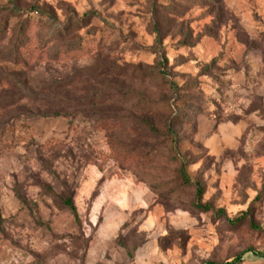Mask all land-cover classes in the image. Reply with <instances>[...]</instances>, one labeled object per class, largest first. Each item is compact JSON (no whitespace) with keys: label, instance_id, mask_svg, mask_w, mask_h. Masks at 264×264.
I'll use <instances>...</instances> for the list:
<instances>
[{"label":"rangeland","instance_id":"obj_1","mask_svg":"<svg viewBox=\"0 0 264 264\" xmlns=\"http://www.w3.org/2000/svg\"><path fill=\"white\" fill-rule=\"evenodd\" d=\"M255 253L264 0H0V264Z\"/></svg>","mask_w":264,"mask_h":264},{"label":"trees","instance_id":"obj_2","mask_svg":"<svg viewBox=\"0 0 264 264\" xmlns=\"http://www.w3.org/2000/svg\"><path fill=\"white\" fill-rule=\"evenodd\" d=\"M48 20H50L51 22H53V25L55 27L54 30L56 32H59L60 31V28L55 23L56 21L54 19H51V18H48ZM155 43H156L157 46H160L159 37H156ZM158 59H161V56H158ZM164 61H165V59H164ZM158 66L159 67L157 68L156 72L160 76H162L164 79H166V75L167 74H166V71L163 68L164 64H162V65L159 64ZM169 84H170L171 87L174 86V84L171 83V82H169ZM147 126H148V129L150 130V132L155 133V129H154V127L152 125L147 124ZM167 130H168V128H167ZM184 165H185L184 163H181L180 169L178 171V176H179L180 181L185 186H194L195 187V202H194L195 207L198 208V209H201L203 211H208L209 210V206H203L202 207L200 205V201H201L202 196H203V193H204V186L201 183H199V182L193 183L188 178V176H187V174L185 172V166ZM62 205H63V207H65L66 209H68L71 212V214L73 215V217L75 218V220H78L77 219L76 210H75V208H74V206H73V204H72V202H71V200L69 198L68 199L67 198L66 199H63L62 200ZM242 255L243 254H240V255H238L236 257H233L230 260H226V261H224L222 263H207V264H240L242 262ZM255 255L257 257H260L261 259L264 260V254L255 253Z\"/></svg>","mask_w":264,"mask_h":264}]
</instances>
